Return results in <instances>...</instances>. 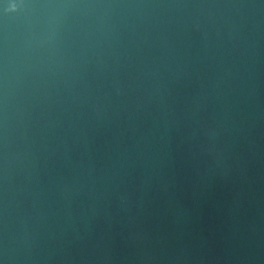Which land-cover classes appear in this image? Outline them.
Listing matches in <instances>:
<instances>
[{
	"label": "water",
	"instance_id": "1",
	"mask_svg": "<svg viewBox=\"0 0 264 264\" xmlns=\"http://www.w3.org/2000/svg\"><path fill=\"white\" fill-rule=\"evenodd\" d=\"M0 264H264V0H0Z\"/></svg>",
	"mask_w": 264,
	"mask_h": 264
}]
</instances>
